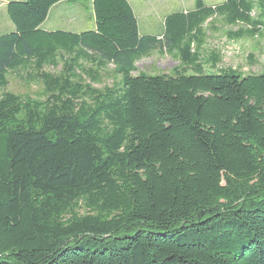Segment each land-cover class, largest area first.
<instances>
[{"label": "trees", "instance_id": "trees-1", "mask_svg": "<svg viewBox=\"0 0 264 264\" xmlns=\"http://www.w3.org/2000/svg\"><path fill=\"white\" fill-rule=\"evenodd\" d=\"M60 1H10L0 35V264H264V72L200 56L208 20L264 31V0H196L157 35L128 0H93V30L43 29ZM157 49L173 73L134 74ZM61 62L39 74L45 101L7 90ZM81 62L113 64L120 87L85 88Z\"/></svg>", "mask_w": 264, "mask_h": 264}, {"label": "rangeland", "instance_id": "rangeland-1", "mask_svg": "<svg viewBox=\"0 0 264 264\" xmlns=\"http://www.w3.org/2000/svg\"><path fill=\"white\" fill-rule=\"evenodd\" d=\"M168 1L173 2L172 7L166 10L169 14L179 11L180 9H190L191 7L189 6L191 0H183L184 6L182 7L176 3L178 0H166V3ZM204 1L207 4L213 5L225 2V0ZM195 2L196 0L192 2L194 5L193 8L196 5ZM80 3L83 4L86 11L92 13V3L90 4V0H80ZM5 14L8 21L7 23L2 21L0 35L15 29L8 13H6V9ZM260 14L261 9L255 8L252 11V18L257 20L261 16ZM92 25L93 23L88 21L86 29H91L93 27ZM203 27L205 36L201 46L200 56L206 73H220L228 69H235L245 75L264 72V31L252 36L246 31L247 27L245 25L241 23L229 24L225 22L223 18L219 17L208 20ZM164 30L165 21L162 20L161 23L158 22L155 24L153 34L157 35L158 33H164ZM241 32H243V34ZM235 33H241V36H234L233 34ZM194 48H196V46ZM217 60L219 61L216 62ZM179 64V58H177L175 54L171 55L157 49L150 56H146L137 61V69L133 73L139 74L142 72L154 75L163 73L171 74ZM81 66L82 69L81 71H77V75L79 81L85 88L90 85L93 89L104 91L107 88L120 87L121 76L116 72L113 64H109L104 70L97 69L89 62H81ZM64 71L66 72L63 62L57 67L44 66L42 70H37L35 66L30 63L25 67L9 73V85L7 90L20 95L23 99L32 98L38 101H45L47 98L45 94V85L40 79L39 74L43 72L59 75ZM188 73H192V70L188 69ZM92 78H98L99 83L94 82ZM87 103L90 104L89 101H87ZM85 211L83 207L78 209L80 214H84Z\"/></svg>", "mask_w": 264, "mask_h": 264}, {"label": "crops", "instance_id": "crops-1", "mask_svg": "<svg viewBox=\"0 0 264 264\" xmlns=\"http://www.w3.org/2000/svg\"><path fill=\"white\" fill-rule=\"evenodd\" d=\"M10 1L13 0H0V28L2 27V21L5 23L8 21L6 18L5 9L7 13V6ZM128 1L130 2L137 17L141 34H153V30H155V24L158 22L161 23L162 20H165L167 14L169 15L166 10H169L173 5V2L168 1L166 3V0ZM192 2L193 0L190 1V9H192L194 6ZM91 3L92 13L85 10L83 4L80 3V0H62L56 3L51 7L47 19L42 24V28L53 31L68 30L74 32H83L95 29L96 23L93 9V0H90V4ZM176 3L180 7L184 6L183 0H178ZM190 9H180L179 11L186 12ZM88 21L93 23V27L91 29H86Z\"/></svg>", "mask_w": 264, "mask_h": 264}]
</instances>
